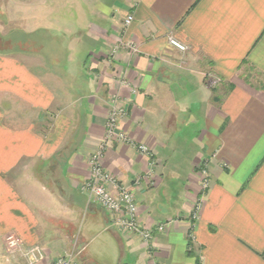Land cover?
I'll return each instance as SVG.
<instances>
[{"label":"crops","instance_id":"obj_1","mask_svg":"<svg viewBox=\"0 0 264 264\" xmlns=\"http://www.w3.org/2000/svg\"><path fill=\"white\" fill-rule=\"evenodd\" d=\"M2 3L16 16V42L0 49L9 264H28L6 253L9 235L41 251L36 264L66 255L74 264H264V0ZM112 107L125 111L116 132L126 142L109 143L102 167L131 188L147 242L83 190Z\"/></svg>","mask_w":264,"mask_h":264},{"label":"built area","instance_id":"obj_2","mask_svg":"<svg viewBox=\"0 0 264 264\" xmlns=\"http://www.w3.org/2000/svg\"><path fill=\"white\" fill-rule=\"evenodd\" d=\"M133 16H128L124 20V25L128 26L132 23ZM168 45L174 48L181 55H186L189 51L188 47L173 37L167 38ZM131 48V47H130ZM125 116V111L118 107H112L108 114V119L105 126V133L102 141L98 144L96 150L89 156V177L84 184L83 190L88 193L94 200V202L100 206L111 218H115L116 224L125 232L134 233L139 235L144 241L151 239V232L144 229L137 218V204L134 194L131 188L122 186L112 175L106 172L102 167V160L108 149L109 143L115 138L122 142H126L123 135L117 134L118 122ZM137 150L142 155H145L151 159L150 166H155L154 155L145 146H138ZM151 174V173H150ZM149 174V175H150ZM199 186L204 193L209 186V175L206 169V165L200 166L196 171ZM148 176V175H147ZM145 177L139 178L134 182L136 190L141 188V182ZM199 207L195 206L190 214L186 217L189 226V240L192 241V229L194 223L198 220ZM164 224L157 225L155 230L157 232L164 231ZM4 246L8 248V253L15 252L21 253V255L28 261V264H36L43 260L41 251L37 248H24L20 240L9 235L4 239ZM6 248V249H7ZM47 264H74L73 257L71 255L60 256L54 261ZM198 264V263H197Z\"/></svg>","mask_w":264,"mask_h":264},{"label":"rangeland","instance_id":"obj_3","mask_svg":"<svg viewBox=\"0 0 264 264\" xmlns=\"http://www.w3.org/2000/svg\"><path fill=\"white\" fill-rule=\"evenodd\" d=\"M2 1L3 0H0V49L2 48L8 49L12 47V44L14 45L16 42V36H15L16 33L12 32V28L16 26L15 25V19H16L15 5L13 7H7V5L2 3ZM8 13H10V16H8ZM4 248H5L6 253L10 254L7 251L8 248L5 246ZM6 259H7L6 255L2 252L0 248V264H9L6 261Z\"/></svg>","mask_w":264,"mask_h":264}]
</instances>
